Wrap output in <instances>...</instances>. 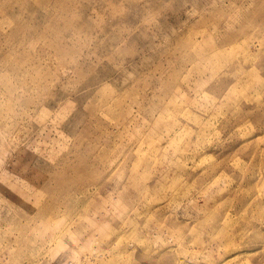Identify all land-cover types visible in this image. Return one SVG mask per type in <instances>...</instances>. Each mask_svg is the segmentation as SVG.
Returning a JSON list of instances; mask_svg holds the SVG:
<instances>
[{"label":"rangeland","instance_id":"1","mask_svg":"<svg viewBox=\"0 0 264 264\" xmlns=\"http://www.w3.org/2000/svg\"><path fill=\"white\" fill-rule=\"evenodd\" d=\"M0 264H264V0H0Z\"/></svg>","mask_w":264,"mask_h":264}]
</instances>
